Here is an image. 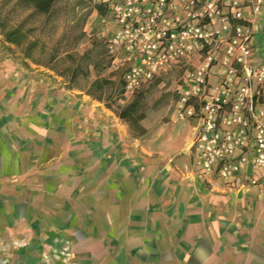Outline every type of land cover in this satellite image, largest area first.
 I'll return each mask as SVG.
<instances>
[{"label": "crops", "instance_id": "1", "mask_svg": "<svg viewBox=\"0 0 264 264\" xmlns=\"http://www.w3.org/2000/svg\"><path fill=\"white\" fill-rule=\"evenodd\" d=\"M254 31L261 52L264 6ZM3 85L0 231L28 238L30 249L0 263L46 264L43 252L58 247L61 264H264V187L202 176L194 119L91 136L65 115L43 126Z\"/></svg>", "mask_w": 264, "mask_h": 264}, {"label": "built area", "instance_id": "2", "mask_svg": "<svg viewBox=\"0 0 264 264\" xmlns=\"http://www.w3.org/2000/svg\"><path fill=\"white\" fill-rule=\"evenodd\" d=\"M107 1L113 31L106 43L112 66L125 62V98L184 70L174 112L196 121L199 173L232 187H264V49L253 44L264 0Z\"/></svg>", "mask_w": 264, "mask_h": 264}, {"label": "rangeland", "instance_id": "3", "mask_svg": "<svg viewBox=\"0 0 264 264\" xmlns=\"http://www.w3.org/2000/svg\"><path fill=\"white\" fill-rule=\"evenodd\" d=\"M104 0H62L66 6L59 12L56 20L41 27L38 22L39 35L48 50L58 48L61 60L58 68L53 70L43 65L30 62L26 67L21 63L19 49L4 41L0 33V78H3L6 100L19 104L20 110L35 116L42 121L43 126H61L55 124L65 115L72 120L73 125L84 126L86 135L99 136L95 132H103L109 126L128 125L132 136H139L142 131L162 126L165 123L179 122L173 118L174 105L177 99L175 87L184 70H171L161 76L157 86L146 84L139 90H144L145 102L136 114V119L124 118L122 111L132 96L124 98L119 91L118 80L124 73V61L116 60L118 66H112L113 57L109 52L106 40L113 31L112 23L104 13L94 5L103 4ZM14 2L8 4L12 7ZM74 7V11L70 10ZM11 14L13 21H21L27 12L16 11ZM17 19V20H16ZM79 36L78 39H76ZM256 48V46L254 45ZM82 57L84 74L69 72V67L75 66L71 56ZM198 63V60H194ZM67 68V69H66ZM3 69V72H2ZM107 79L103 90V98L89 94L91 84L96 79ZM18 96V97H15ZM107 99V100H106ZM124 113V112H123ZM193 122V119H189ZM104 136V134L102 135ZM28 238L19 239L13 229L0 231V259L13 254L28 252ZM58 247L43 252L46 264H61L62 256ZM57 259V263L52 258ZM3 263V262H2ZM0 263V264H2Z\"/></svg>", "mask_w": 264, "mask_h": 264}, {"label": "trees", "instance_id": "4", "mask_svg": "<svg viewBox=\"0 0 264 264\" xmlns=\"http://www.w3.org/2000/svg\"><path fill=\"white\" fill-rule=\"evenodd\" d=\"M62 0H0V33L3 35L4 41L10 45H13L19 49L21 63L29 67L30 62L43 65L53 70H60L65 74V69L58 68V63L61 60V53L58 48L48 50L44 41H41L39 35H35V31L38 30L37 22L41 24L42 28L56 20L59 12L65 9L66 6L60 4ZM14 2L12 7L7 6L9 3ZM104 15L108 10V1L104 0L103 4L94 5ZM70 10L74 11V7ZM19 11L21 13L27 12V15L18 22L13 21L11 14H16ZM17 20V19H16ZM79 36L76 38L78 39ZM72 60L77 62L75 66L67 69L69 72L76 74H84L82 71L83 61L82 57H77L75 54L71 56ZM161 77H157L149 86H157L161 83ZM109 83L107 79H96L91 84L89 94L98 96L99 99L103 98V90L106 84ZM118 86L120 88L119 93L124 96L125 82L121 77L118 80ZM144 90L136 92L134 97L128 101L125 105V109L122 111L124 118L131 117L136 119V114L145 102ZM107 100V99H106ZM124 112V113H123Z\"/></svg>", "mask_w": 264, "mask_h": 264}]
</instances>
